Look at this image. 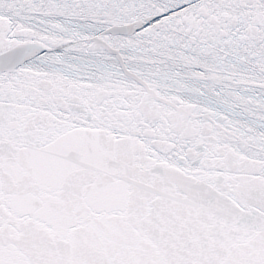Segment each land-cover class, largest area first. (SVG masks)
<instances>
[{"label":"snow or ice","instance_id":"6c2138e0","mask_svg":"<svg viewBox=\"0 0 264 264\" xmlns=\"http://www.w3.org/2000/svg\"><path fill=\"white\" fill-rule=\"evenodd\" d=\"M0 264H264V0H0Z\"/></svg>","mask_w":264,"mask_h":264}]
</instances>
